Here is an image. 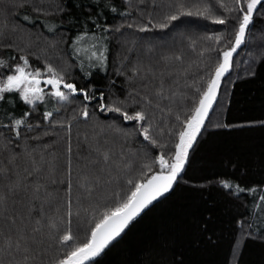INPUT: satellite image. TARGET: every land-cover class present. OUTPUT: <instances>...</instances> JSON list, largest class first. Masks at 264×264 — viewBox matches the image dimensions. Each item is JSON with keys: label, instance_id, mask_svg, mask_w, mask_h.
<instances>
[{"label": "trees", "instance_id": "16d2710c", "mask_svg": "<svg viewBox=\"0 0 264 264\" xmlns=\"http://www.w3.org/2000/svg\"><path fill=\"white\" fill-rule=\"evenodd\" d=\"M222 2L225 8L217 0H0V58L11 67L26 56L32 68L41 72L51 65L68 82L97 98L88 103L73 95L71 102L58 103L45 97V103L32 111L12 94L7 105L16 116L32 111L28 120L33 126L40 123L26 135L39 133L41 138L22 139L21 143L48 144L57 183L48 185L52 196L46 210L57 219L66 211L63 182L71 144L73 215L71 224L61 228L70 227L81 242L93 212L98 217L113 204L114 194L123 196L131 187L128 179L139 178L142 172L146 179L159 171L158 165L151 171L145 169V163H152L159 154L169 158L174 154L182 122L192 115L201 92L223 63V52L234 45L238 13L228 10L235 8L232 0ZM206 5L227 22L214 24L195 14ZM188 11L193 15L183 14ZM171 15L178 19H167ZM6 23L13 27L11 31L3 30ZM142 27L147 31H139ZM81 35L85 39L75 43ZM209 36L221 39L209 40ZM103 48H107V61L98 66L88 57ZM75 49H80L79 54ZM7 71L0 68V74ZM162 84L166 98L156 96ZM100 93L106 104L128 114L144 111L149 134L157 144L144 140L137 121L100 112ZM85 104L88 120L80 115ZM57 107L59 112H55ZM44 111H53L52 119L66 126L50 127L43 122ZM0 132L4 137L11 135L8 129ZM97 146L112 157L108 166L111 183L100 195L82 201L77 179L85 170V157L95 156L92 149ZM221 181L256 192L237 195L234 189L223 188ZM262 194L264 14L254 15L244 42L236 49L231 69L221 80L217 102L173 188L131 221L100 256L85 264H264V207L256 206L264 205L259 200ZM67 250L52 241L44 264H55Z\"/></svg>", "mask_w": 264, "mask_h": 264}, {"label": "snow or ice", "instance_id": "6c2138e0", "mask_svg": "<svg viewBox=\"0 0 264 264\" xmlns=\"http://www.w3.org/2000/svg\"><path fill=\"white\" fill-rule=\"evenodd\" d=\"M217 3L221 8L226 7L222 0H217ZM232 3L235 8H228V10L238 13L235 17L238 28L234 45L230 50L223 52V63L219 64L214 78L208 81L206 89L201 92L200 99L192 110V115L182 122L183 130L178 133L174 154L170 158L159 154L152 163H145L143 165L145 169L151 171L154 165H158L159 171L146 179L143 178V172L139 178L128 179L127 184L131 187L123 196L119 193L114 194L113 204L107 206L98 217L93 212L82 242L70 227L61 228V225L71 224L73 215L71 144L69 143L67 147L69 154L65 168L67 178L63 182L66 184L64 189L67 194L64 200L66 211L65 216L57 219L46 210V206L51 205L52 196V193L48 191V185L57 183L54 174L55 165L48 159L52 155L47 152L48 144L22 145L21 141L22 139L26 141L41 138L39 133L34 136H28L26 133L32 132L33 127H40L39 122L33 126L28 117L32 115V111L36 110L37 104L45 103V97L54 98L58 103L71 102L69 98L73 95L82 96L83 100L88 103L97 98L86 88H78L75 83L68 82L65 75L51 65H46L44 74L48 78L42 81L41 70L33 69L26 56H20V62L11 67L0 58V68L8 70L7 73L0 74V109H3L0 112V129H8L11 133L10 136L4 137L0 132V264H44V255L52 241L68 249L55 261V264H85L86 261L100 256L105 248L121 236L131 221L153 201L173 188L184 170L189 150L192 149L197 135L204 126L208 111L216 99L221 77L229 70L233 53L244 42L246 30L253 22L254 15L264 14V0H232ZM112 10L115 11V8ZM183 14L191 16L193 12L188 11ZM195 14L210 19L214 24L223 25L227 22L226 18L214 15L210 6L207 5L202 9L197 8ZM24 18L27 19V16ZM167 19L174 21L178 19V16L171 15ZM165 26L159 25V27ZM139 31L143 32L147 29L142 27ZM84 39V35H81L75 43L79 44ZM207 39L219 41L221 36H209ZM92 47L96 48V45L93 44ZM75 51L79 54L80 49H75ZM106 51L107 48L93 50L88 59H95L98 66H103L107 61ZM11 59L14 60L16 57H11ZM80 67L83 68V62ZM87 74L91 75V73ZM42 83L49 86L50 90L46 91L42 88ZM12 94H16L32 111H25L19 116L14 115L7 108L9 100L13 98ZM156 96L166 98L163 84L156 92ZM97 104L102 113L115 112L122 115L125 121H137L144 140L153 146L157 144V141L149 134L148 117L144 111L128 114L119 106L106 104L103 93L99 94ZM59 110L57 107L55 112ZM80 115L84 120L89 119L87 104ZM53 116V111H44L42 113L43 122L49 123L53 128L66 126L63 121L53 120ZM67 127L70 129L71 125L68 124ZM43 134L47 135L48 130H45ZM92 151L96 155L93 156L90 153L85 157L87 161L84 165L85 170L79 174L77 179L82 201H88L100 195L105 185L111 183L108 171L111 155L99 146ZM221 185L225 189H234L237 195L244 192H256V189H245L239 186L234 188L228 181H221ZM259 200L264 201V194L259 196ZM256 206L264 207L261 204ZM76 215L78 216L79 212Z\"/></svg>", "mask_w": 264, "mask_h": 264}, {"label": "rangeland", "instance_id": "374dc122", "mask_svg": "<svg viewBox=\"0 0 264 264\" xmlns=\"http://www.w3.org/2000/svg\"><path fill=\"white\" fill-rule=\"evenodd\" d=\"M12 28H13V27H11L10 25H8L7 23L4 24V26H3V30L11 31ZM88 40L91 41V38L88 39ZM91 42H92V41H91ZM45 71H46V70H44V71L42 72V76H41V80H42V81H43L44 79L48 78L47 75L44 74ZM41 87L44 88L46 91H49V90H50L49 86L44 85L43 83L41 84ZM62 90H63V89H62ZM64 91H67V90H64ZM53 99H54V98H53ZM86 262H88V261H86Z\"/></svg>", "mask_w": 264, "mask_h": 264}, {"label": "water", "instance_id": "95a60500", "mask_svg": "<svg viewBox=\"0 0 264 264\" xmlns=\"http://www.w3.org/2000/svg\"><path fill=\"white\" fill-rule=\"evenodd\" d=\"M235 53V52H234ZM234 53H233V55H234ZM233 55H232V57H233ZM232 57H231V61H230V67H229V70L221 77V80L223 79V77L230 71V69H231V64H232ZM221 80H220V83H221ZM218 93H219V88L217 89V93H216V99H215V101L213 102V104H212V107L209 109V111H208V116H209V114L211 113V111H212V109L214 108V106H215V104H216V102H217V99H218ZM207 116V117H208ZM206 120V119H205ZM205 122V121H204ZM160 198V197H159ZM154 202V201H153ZM131 223V222H130Z\"/></svg>", "mask_w": 264, "mask_h": 264}]
</instances>
